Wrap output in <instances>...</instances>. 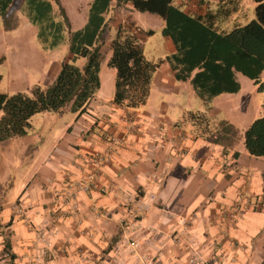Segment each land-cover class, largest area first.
<instances>
[{"label":"crops","instance_id":"0c3cea01","mask_svg":"<svg viewBox=\"0 0 264 264\" xmlns=\"http://www.w3.org/2000/svg\"><path fill=\"white\" fill-rule=\"evenodd\" d=\"M28 2L36 12L48 6L47 0ZM225 2L215 0L209 10H222L216 26L229 31V24L239 25L233 18L241 6L229 16ZM106 13L115 31L129 16L136 18L130 1L117 6L111 0ZM67 39L52 49L58 55L62 48L56 61L39 62L41 88L69 61ZM163 41V55L153 50L149 60L159 67L145 105L135 110L114 105V80L106 88L100 80L87 113L78 119L74 114L73 125L51 149L37 155L38 147L29 150V175L14 179L7 193L0 182V264L7 262L1 228L10 222L14 264H261L264 159L248 154L242 136L216 142V134L204 127L236 94L220 95L206 106L189 81H176L169 64L161 62L174 52L170 39ZM49 115H34L21 138L36 133ZM95 152L108 157L94 188L68 202L79 158Z\"/></svg>","mask_w":264,"mask_h":264},{"label":"trees","instance_id":"16d2710c","mask_svg":"<svg viewBox=\"0 0 264 264\" xmlns=\"http://www.w3.org/2000/svg\"><path fill=\"white\" fill-rule=\"evenodd\" d=\"M54 1L59 4V0ZM127 1L136 12L154 14L164 21L161 35L170 39L174 52L161 62L169 64L176 81H189L206 106L215 97L240 91L236 74L257 82L264 71V0H254L253 20L244 26L234 25L229 31L216 26L221 19V9L198 14L189 9L184 12L174 4V0H116V5ZM15 2L0 0V17L6 27H15L16 19L10 26L5 21L15 18ZM110 2L94 0L86 25L70 33L67 39L69 61L60 66L57 76L48 86H34L29 94L0 92V142L24 137L30 129V119L36 114L71 112L78 119L87 113L100 89L101 49L109 26L104 14ZM47 5L36 13L47 14L50 9L49 3ZM238 5L236 1L233 8L229 7L227 15H231V10L237 11ZM61 13L67 22L64 11ZM44 29L52 39L48 46L50 49L62 43L64 38L59 35V25L50 22ZM153 34L152 30L136 31L133 23L116 28L115 36L107 45L111 52L108 66L115 70L114 105L132 110L145 105L154 73L159 67V63H151L144 55V42ZM82 59L85 63L78 65ZM224 132L226 135L221 136L215 133L216 142L231 141L235 135L232 127ZM243 143L250 156L264 159V117L252 122L245 130ZM10 226L11 222L1 228L2 253L8 257L6 264H14L16 260L11 250L10 232H6ZM261 264H264V256Z\"/></svg>","mask_w":264,"mask_h":264},{"label":"rangeland","instance_id":"374dc122","mask_svg":"<svg viewBox=\"0 0 264 264\" xmlns=\"http://www.w3.org/2000/svg\"><path fill=\"white\" fill-rule=\"evenodd\" d=\"M47 1L50 9L47 14L41 15V13H36V10L30 6L28 0H16L14 5L15 18L13 20H5L10 26L16 19L14 28L4 26L6 24H4L3 18L0 17L1 93L13 94L21 92L29 94L35 85L40 86L42 81H40L39 75V71H41L39 62L56 61L62 52V48H58L57 55L48 47L52 39L46 35L44 27L53 22L61 28L59 35L63 38H69L70 33L82 29L86 25L94 2V0H59V4H57L54 0ZM214 1L175 0L177 4H184L195 14L208 11ZM229 1L228 5L230 8L234 7L236 1L241 6L240 15H235V19L233 18L235 24L239 23V26H244L248 23L245 22L247 19H249V22L254 19V10L256 8L254 0ZM61 10L64 11L67 22L62 16ZM110 15L111 11L105 14V18H109ZM128 23H133L136 31H154V34L144 42L146 51L144 55L148 60L152 59L151 53L153 50L157 51V55H163L165 47L161 31L164 28V21L159 16L136 12L135 19L129 16L122 25H127ZM233 27L234 23L229 24L228 30ZM115 33L116 31L112 29L111 22H109L105 40L110 37L113 38ZM138 34L140 36V32ZM41 39L44 41L42 42ZM62 46L63 42L59 44V47ZM110 53L108 48L102 53V65L99 75L103 88L110 85L115 78V70L108 66ZM43 73L46 74L44 70ZM237 81L240 84V91L225 102L228 105V109H223L215 119H211L204 124L205 128L208 127L211 133H217L218 136L226 135L224 131L232 127L235 134L232 135L233 142L238 136L243 137L244 131L252 122L264 117V108L262 107L264 103V71L257 82L251 81L241 74L237 75ZM1 117L2 113H0V119ZM74 119L75 115L71 112H65L62 115L52 113V115L45 117V120L40 123L38 131L28 139L17 137L0 142V182L2 193L10 191V184L13 183L14 179L19 180L23 176L29 175L28 168L25 169V162L31 165L28 158L29 150L38 147L37 152H34L37 155L46 152L47 149H51L58 138L61 135L64 136L67 128L73 125ZM185 127L189 129L187 127H190V125ZM38 164V162L37 164L34 162L32 167L36 168Z\"/></svg>","mask_w":264,"mask_h":264},{"label":"built area","instance_id":"2783aa9c","mask_svg":"<svg viewBox=\"0 0 264 264\" xmlns=\"http://www.w3.org/2000/svg\"><path fill=\"white\" fill-rule=\"evenodd\" d=\"M107 157V153L95 152L79 158L77 166L78 173L75 175L73 174L76 176V179L74 180V187L66 194V200L68 202H74L79 194H87L94 188L101 167L106 162ZM238 205L240 206L239 203ZM72 207L74 210L76 209L75 204H73ZM237 207L238 206H236L235 210L236 213ZM4 256L8 258L6 254H4ZM143 263L152 264L150 260L148 262L144 261Z\"/></svg>","mask_w":264,"mask_h":264}]
</instances>
